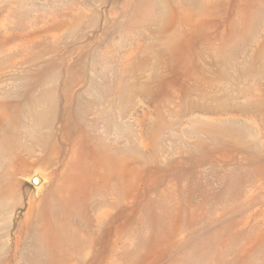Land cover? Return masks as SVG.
<instances>
[{"label":"rangeland","instance_id":"rangeland-1","mask_svg":"<svg viewBox=\"0 0 264 264\" xmlns=\"http://www.w3.org/2000/svg\"><path fill=\"white\" fill-rule=\"evenodd\" d=\"M0 264H264V0H0Z\"/></svg>","mask_w":264,"mask_h":264},{"label":"bare ground","instance_id":"bare-ground-1","mask_svg":"<svg viewBox=\"0 0 264 264\" xmlns=\"http://www.w3.org/2000/svg\"><path fill=\"white\" fill-rule=\"evenodd\" d=\"M39 179L37 178L36 181H38Z\"/></svg>","mask_w":264,"mask_h":264}]
</instances>
